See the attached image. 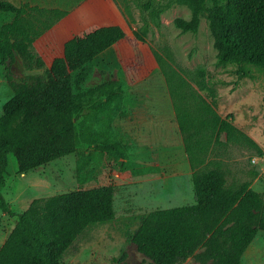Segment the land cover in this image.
<instances>
[{
  "label": "trees",
  "instance_id": "1",
  "mask_svg": "<svg viewBox=\"0 0 264 264\" xmlns=\"http://www.w3.org/2000/svg\"><path fill=\"white\" fill-rule=\"evenodd\" d=\"M175 1L190 9V18L173 20L184 32H196L201 15H206L217 65H236L239 73L246 74L242 67L249 64L264 73V0ZM0 11L12 14L0 24V63L18 54L27 68L44 66L33 42L67 12L9 0H0ZM125 36L121 26L107 25L71 37L62 55L53 58L48 80L37 77L27 82L6 74L12 95L0 114V209L17 219L0 247V264H61V255L89 224L114 218L112 185L37 197L20 213L11 209L1 189L9 156L15 158L19 173H27L63 155L78 153V145L84 142L123 165L124 136L109 131L114 115H126L119 83L109 80L90 88L81 83L90 75L93 59ZM154 56L192 170L195 201L147 212L131 241L153 264H177L199 247L203 250L197 257L203 264H242L248 246L264 230V191L254 190L250 181L227 185L220 160L207 156L212 145L223 142L221 134L225 142L247 144L259 155L263 150L169 63L156 52ZM125 258L123 252L117 264H128Z\"/></svg>",
  "mask_w": 264,
  "mask_h": 264
},
{
  "label": "rangeland",
  "instance_id": "2",
  "mask_svg": "<svg viewBox=\"0 0 264 264\" xmlns=\"http://www.w3.org/2000/svg\"><path fill=\"white\" fill-rule=\"evenodd\" d=\"M57 1L68 13L32 45L43 58L44 66L27 68L18 54L13 60L0 63V114L3 103L12 95L7 85L8 72L16 80L32 82L37 77L48 80L49 66L54 57L62 55L63 45L68 39L84 36L101 26L119 25L126 33L125 38L93 59L90 75L81 87L90 88L105 81H117L123 94L122 107L129 108L135 100L132 97H136L132 93L137 90L132 81L142 69L143 61H153L162 75L154 56L156 52L212 103L221 116H227L233 124L260 139L264 150V73L249 64L242 67L246 74L239 73L236 65H217L216 49L205 14L201 15L196 32H184L175 26L173 20L176 17L190 18V9L175 0ZM209 5L208 1L206 7ZM11 17L10 12L0 11V24ZM134 32L139 36H135ZM123 117L114 115L109 130L112 135L125 136L121 130ZM240 120L246 129L240 125ZM220 140L223 142L212 145L207 159L220 160L227 185L250 181L254 190L264 191V160L252 161L257 155L256 150L244 143L225 142L224 134H221ZM128 154L127 150L123 165H119L95 147L81 142L78 153L63 155L27 173H19L15 158L9 156L1 192L11 209L20 213L37 197L112 185L114 218L89 224L61 255L60 263L117 264L121 254L126 252L125 261L128 264H153L131 241L133 231L151 210L194 203L193 190L191 194L187 181L185 184L183 180L175 190H168L162 183V195L152 183L114 184L117 179L127 177L124 174H128L131 167L127 162ZM163 197L168 200L161 201ZM1 212L0 209V223H3ZM12 218L17 219L16 216ZM202 250L199 247L177 264H203L197 257ZM242 264H264V230H259L248 246L242 256Z\"/></svg>",
  "mask_w": 264,
  "mask_h": 264
},
{
  "label": "crops",
  "instance_id": "3",
  "mask_svg": "<svg viewBox=\"0 0 264 264\" xmlns=\"http://www.w3.org/2000/svg\"><path fill=\"white\" fill-rule=\"evenodd\" d=\"M9 1L17 5L26 3L29 6H36L41 9H60L68 13V10L63 9L57 0ZM143 62L142 69L139 70L132 81L137 87V90L132 93L136 94V97H132L133 100L135 99L134 103L125 109L126 115L123 117V123L121 122V130L125 134L124 139L129 152L127 162L131 167L127 172L128 174H124L127 177L117 179L114 184L123 185V182L152 183L162 195V183L168 187V190H175L180 186V181L183 180L185 184L187 181L188 191L192 194V170L178 129L172 100L165 80L158 72L159 69L153 61L148 59ZM143 83H146L144 87H142ZM140 85L141 88L138 89ZM239 123L244 127L242 120ZM234 125L253 139L260 148L262 147L260 139H257L250 131L243 130L236 123ZM244 129L246 128L244 127ZM259 160H264V150L263 154H257L252 158L253 162H259ZM160 200L164 201L168 198L163 197ZM1 213L4 219L3 223H0V247L16 222L12 216L4 212Z\"/></svg>",
  "mask_w": 264,
  "mask_h": 264
}]
</instances>
